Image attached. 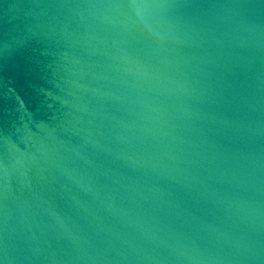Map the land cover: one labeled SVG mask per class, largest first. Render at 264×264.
<instances>
[{"label": "water", "instance_id": "water-1", "mask_svg": "<svg viewBox=\"0 0 264 264\" xmlns=\"http://www.w3.org/2000/svg\"><path fill=\"white\" fill-rule=\"evenodd\" d=\"M0 264H264V0H0Z\"/></svg>", "mask_w": 264, "mask_h": 264}]
</instances>
